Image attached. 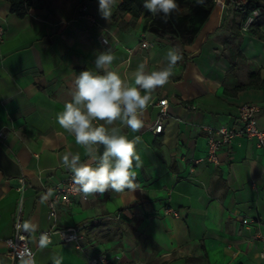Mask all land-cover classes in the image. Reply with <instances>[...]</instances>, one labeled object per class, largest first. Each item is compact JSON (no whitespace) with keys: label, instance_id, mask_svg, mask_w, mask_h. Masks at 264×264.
<instances>
[{"label":"crops","instance_id":"crops-1","mask_svg":"<svg viewBox=\"0 0 264 264\" xmlns=\"http://www.w3.org/2000/svg\"><path fill=\"white\" fill-rule=\"evenodd\" d=\"M31 1L18 18L0 0V264H12L5 241L19 206L36 264H53V255L62 264H86V256L101 252L121 255L123 264H264L253 223H264V147L239 137L218 149L217 164H192L207 154L202 127H233L241 105L258 108L256 124L264 131V0H254L260 13L250 31H241V13L227 1L214 5L201 24L195 19L193 33L181 43L151 33L149 17L115 16L121 3L105 20L98 0ZM179 6L178 17L191 13ZM82 7L95 23L84 18ZM172 47L183 59L169 82L153 91L143 128L134 133L119 121L105 125L121 128L129 139L141 136L143 165L134 169L139 189L81 193L85 199L76 195L68 203L56 196L55 187L72 175L62 156L87 159L84 146L56 121L71 99L75 76L95 70L96 55L110 48L113 70L134 83L139 64L146 72L163 67ZM164 99L163 127L155 134ZM166 209L177 217L165 215ZM70 228L81 231L80 249L58 235L39 248V232Z\"/></svg>","mask_w":264,"mask_h":264},{"label":"clouds","instance_id":"clouds-1","mask_svg":"<svg viewBox=\"0 0 264 264\" xmlns=\"http://www.w3.org/2000/svg\"><path fill=\"white\" fill-rule=\"evenodd\" d=\"M204 2L196 0L200 6ZM120 3L121 0H98V12L103 19L110 20L114 8ZM143 7L153 17L159 16L164 23L180 10L177 0H144ZM259 13L256 10L254 14ZM102 42L107 44L104 39ZM115 59L110 48L99 52L94 60L95 70H84L75 76L71 99L56 116L59 126L75 138L77 145L85 148L86 160L82 161L79 153L71 152L61 158L62 166L72 173L73 186L85 196H102L109 190L117 194L134 193L139 189L134 169L143 165L137 152L141 136L129 139L121 134V128L109 129L105 125L119 121L132 132H139L144 126L142 116L153 91L169 82L174 67L183 56L172 47L165 54L163 67L146 72L145 65L139 64L134 73V83H129L126 77L113 70ZM96 121L104 123L96 124ZM51 243L47 233L40 235L39 248L45 249ZM52 259L53 264H62L57 256L53 255ZM20 264H36L35 258L26 252L21 256Z\"/></svg>","mask_w":264,"mask_h":264},{"label":"built area","instance_id":"built-area-1","mask_svg":"<svg viewBox=\"0 0 264 264\" xmlns=\"http://www.w3.org/2000/svg\"><path fill=\"white\" fill-rule=\"evenodd\" d=\"M229 1L233 7L241 11L242 22L240 25V29L243 32H248L255 26V17L254 14L256 10L247 9L248 0H212L214 5L223 7L226 2ZM81 11L84 14V18L90 21L91 23H95V19L87 12L86 7H82ZM4 39V30L0 27V43ZM141 47H147L145 42L141 43ZM159 107V118L151 130L152 133H160L163 127V119L166 114L167 100H161L158 102ZM258 108L253 104H244L237 108L236 111V119L235 125L233 127L227 126H209L204 125L202 129L206 133L207 140V154L205 158L201 160L193 161V165L198 164L200 162L218 163V155L217 151L222 146H229L232 142L239 137H243L249 140H254L256 146L258 148L264 147V131L260 130L256 124L255 114L257 113ZM194 172L193 166L190 169V173ZM71 176L69 175L66 179V183L63 187H55L56 196L61 194L64 195V201L68 203L70 201V197L80 195L82 199L85 197L76 190L73 186ZM54 189V188H53ZM48 191V190H47ZM55 196V197H56ZM57 204V198H54L50 205V216L54 217L55 209L54 206ZM165 215H172L177 217V213L172 211L171 209H166L164 211ZM256 226V237L260 241L262 245V250L259 253L260 258H264V234H262L261 229L264 228V223L256 220L253 222ZM42 233H47L49 238L52 239L54 235H58L63 243H71L76 246L77 249L79 247V240L81 237V231L76 228H70L66 230H57L49 229L43 232H39L36 235L37 243L39 242L40 235ZM29 231L22 221V211L20 206L16 209L13 227H12V235L5 241L7 248V257L10 259L12 264H20L21 256L30 252L34 256V250L30 247L28 243ZM86 264H123L121 255H109L105 252H101L96 257H85Z\"/></svg>","mask_w":264,"mask_h":264},{"label":"trees","instance_id":"trees-1","mask_svg":"<svg viewBox=\"0 0 264 264\" xmlns=\"http://www.w3.org/2000/svg\"><path fill=\"white\" fill-rule=\"evenodd\" d=\"M9 3L10 12L18 18L25 16L32 5L31 0H4ZM144 0H122L115 16L130 14L132 19H138L141 15L150 18L148 30L159 37H174L179 42V38L189 36L193 33L195 19L202 23L209 16L214 3L212 0H205L202 6L196 4V0H177L178 4H185L191 9V13L178 17L175 13L169 18L167 23L157 16L153 17L144 7ZM247 9L257 10L258 5L254 0H248ZM240 11V10H239ZM241 13V11H240ZM181 43V42H180Z\"/></svg>","mask_w":264,"mask_h":264}]
</instances>
